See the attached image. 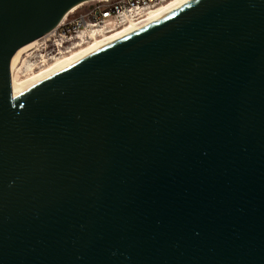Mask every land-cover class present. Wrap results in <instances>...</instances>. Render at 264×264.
I'll list each match as a JSON object with an SVG mask.
<instances>
[{"label":"water","instance_id":"water-1","mask_svg":"<svg viewBox=\"0 0 264 264\" xmlns=\"http://www.w3.org/2000/svg\"><path fill=\"white\" fill-rule=\"evenodd\" d=\"M93 0H0V264H264V0H196L12 94L11 57Z\"/></svg>","mask_w":264,"mask_h":264},{"label":"built area","instance_id":"built-area-1","mask_svg":"<svg viewBox=\"0 0 264 264\" xmlns=\"http://www.w3.org/2000/svg\"><path fill=\"white\" fill-rule=\"evenodd\" d=\"M95 1L97 3L89 8H84L86 4H83L74 11L67 12L52 32L38 38L31 49L19 56L18 59H21L23 64L33 53L38 54L37 63L26 64L27 73L53 62L102 35L123 30L132 23H138L154 9L170 0H93L92 2Z\"/></svg>","mask_w":264,"mask_h":264},{"label":"bare ground","instance_id":"bare-ground-1","mask_svg":"<svg viewBox=\"0 0 264 264\" xmlns=\"http://www.w3.org/2000/svg\"><path fill=\"white\" fill-rule=\"evenodd\" d=\"M100 1V0H97ZM196 0H170L168 3H165L158 8L154 9L153 12L148 14V16L142 20H140L138 23H132L129 25V27H125L123 30H117L114 32H111L107 35H102L95 40L91 41L93 42L92 45H89L87 47H77L75 50H72L68 52L65 58H62L60 61H57L53 65H47L45 68L38 70L37 72H30L29 77L24 79V81H18L16 76L12 73L16 63L18 62V58L20 55L23 54V52L31 49L35 45V41L32 43H29L23 48L19 49L12 57L10 62V73L11 74V88H12V94L19 95L21 93H24V91L32 88L33 86L39 84V82L51 77L54 73L57 71L63 69L68 64L73 63L75 61H78L82 59V57L89 55L93 52H96V50L101 49L105 46L110 45L111 43L115 42L116 40H119L121 38H124L126 35L131 34L133 32L138 31L140 28H143L151 23H154V21L161 19L163 17L168 16V14L175 12L176 10H179L183 8L184 6L194 2ZM87 4V3H81V5ZM77 6V7H80ZM77 7L71 9L70 11H74L77 9ZM69 13V12H68ZM65 56V55H64Z\"/></svg>","mask_w":264,"mask_h":264},{"label":"rangeland","instance_id":"rangeland-1","mask_svg":"<svg viewBox=\"0 0 264 264\" xmlns=\"http://www.w3.org/2000/svg\"><path fill=\"white\" fill-rule=\"evenodd\" d=\"M110 1H114V0H110ZM95 3H97V2L96 1L95 2H89L86 5H84V8H89L91 6H94ZM92 44H93V42H89V43L83 45L82 47H87V46L92 45ZM37 55H38L37 53H33L29 57V59H27V60L24 61L23 64H21V59L19 60L18 63H16V65H15L12 73L16 76V78L18 79V81H24V79H26L27 77H29L30 73H27V71H26V64L27 63H31V64L37 63L38 60H39V58L37 57ZM66 56L67 55H65V56L63 55L60 58H57V59L53 60V62L48 63L47 65H51V64L53 65L54 63H56L57 61H60L62 58H65ZM21 58L23 59V56ZM47 65H45L43 67H38L34 71L37 72L38 70L45 68ZM34 71H32V72H34Z\"/></svg>","mask_w":264,"mask_h":264}]
</instances>
